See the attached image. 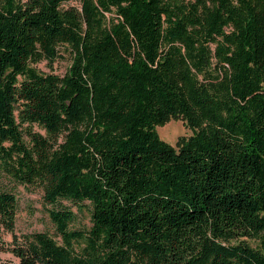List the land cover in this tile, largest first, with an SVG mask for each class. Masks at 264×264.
Wrapping results in <instances>:
<instances>
[{
    "label": "trees",
    "instance_id": "16d2710c",
    "mask_svg": "<svg viewBox=\"0 0 264 264\" xmlns=\"http://www.w3.org/2000/svg\"><path fill=\"white\" fill-rule=\"evenodd\" d=\"M69 1L0 0L13 264H264V0ZM62 47L64 75L36 67ZM173 117L194 131L176 146ZM10 184L43 189L62 242L18 236Z\"/></svg>",
    "mask_w": 264,
    "mask_h": 264
},
{
    "label": "rangeland",
    "instance_id": "374dc122",
    "mask_svg": "<svg viewBox=\"0 0 264 264\" xmlns=\"http://www.w3.org/2000/svg\"><path fill=\"white\" fill-rule=\"evenodd\" d=\"M80 5V0H70L67 3V6ZM61 55L62 56L57 58L53 63H50L48 60H42L35 65L44 72H54L59 75H64L70 66V52L62 47ZM34 128L43 133L45 132L37 125H35ZM157 130L162 139L175 146L180 137H189L194 133L193 129L190 128L186 120L182 117L171 118L167 123L159 125ZM10 186L13 187L18 197V215L16 223V233L18 236L37 231H46L62 242V237L58 234L50 214V210L53 206L45 200L43 189L38 186L28 187L21 184H10ZM63 203L70 205L76 213V219L71 224L72 228L87 229L91 226L90 210L87 205L80 206L71 204L65 200ZM12 240V233H3L0 240V264H13L19 262V258L7 248ZM252 243L256 245L255 241H252Z\"/></svg>",
    "mask_w": 264,
    "mask_h": 264
}]
</instances>
